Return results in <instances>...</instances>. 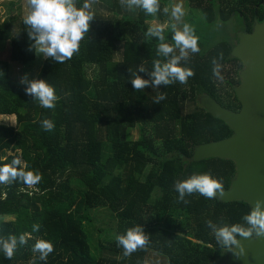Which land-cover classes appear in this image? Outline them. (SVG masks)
<instances>
[{
	"label": "trees",
	"instance_id": "1",
	"mask_svg": "<svg viewBox=\"0 0 264 264\" xmlns=\"http://www.w3.org/2000/svg\"><path fill=\"white\" fill-rule=\"evenodd\" d=\"M107 1L112 16L90 22L79 51L64 63L44 58L34 78L54 87V109L42 108L11 76L12 63L25 70L37 55L28 50L33 41L24 17L14 33L15 21H2L0 13V51L1 42L9 40L8 54L0 57V115L16 118L14 127L0 125V166L20 159V167L42 176L31 188L19 180L0 184V237L23 234L27 240L18 244L10 260L0 251V264H31L34 257L35 264H144L149 251L165 258L166 264H219L228 252L221 251L206 221L243 223L251 207L198 193L186 195L184 203L174 185L208 173L228 190L236 175L231 159L191 160L195 147L233 135L225 122L199 106L198 98L208 96L230 111L240 110L234 88L242 63L231 57L230 34L221 36L234 17L251 22L259 0H185L198 16L177 24L194 29L200 51L190 53L181 65L194 75L185 84L143 91L133 88L128 69L136 72L143 65L151 71L154 60L165 59L157 55L160 41L145 34L151 22L168 23L163 35L165 42L173 43L174 22L163 13L170 2L160 0L161 10L149 15L142 9L128 10L120 0ZM83 3L76 0L78 8ZM220 52L222 79L212 73V59ZM137 74L149 79L146 72ZM158 92L166 99L155 104ZM186 104L191 109L184 112ZM44 119L54 122L52 131L42 128ZM135 129L139 138L133 140L129 132ZM101 208L118 221L115 233L105 238L93 233L91 211ZM181 218L194 230L183 227ZM33 224L40 225L39 231L32 230ZM135 226H142L149 244L126 257L115 237ZM39 239L54 245L46 262L32 251Z\"/></svg>",
	"mask_w": 264,
	"mask_h": 264
},
{
	"label": "clouds",
	"instance_id": "2",
	"mask_svg": "<svg viewBox=\"0 0 264 264\" xmlns=\"http://www.w3.org/2000/svg\"><path fill=\"white\" fill-rule=\"evenodd\" d=\"M97 0H84L82 7H77L76 0H26L29 11L23 18L29 39L33 43L29 46V51H33L37 56L45 59L51 58L55 63H64L70 60L80 49V43L89 33L90 22L95 18L91 11ZM120 4L130 11L142 9L146 14L155 15L161 10L160 0H120ZM164 14H170L174 21H181L184 11L182 5L174 4L169 8H163ZM173 43L165 42L163 35L165 28L163 25L149 27L146 36L155 37L160 41L157 45V55L164 57L163 61L157 59L153 61L151 71L143 65L138 67L136 72L131 68L130 82L136 91H143L147 87L158 90L161 85L167 87L179 82L187 83L188 79L194 75L192 69L184 67L181 62H186L189 54L200 51L198 38L194 34V29L187 23L182 28L177 23H171ZM178 50V54H177ZM223 59V52L218 57L212 59V73L218 78L221 76L220 60ZM138 72H146L149 79H144ZM20 83L25 86L26 95L32 96L38 101L42 108L54 109L57 96L53 86L43 79H29L28 74L20 79ZM166 99V94L158 92L153 103L160 104ZM41 126L45 131H52L55 127L53 121L44 119ZM21 160L14 159L11 164L0 166V184L8 185L17 180L23 182L29 188L37 185L42 176L31 170L20 167ZM178 192V200L184 203L186 195L198 193L206 199H216L224 195V185L221 180L213 178L210 174H193L191 177L178 180L174 185ZM243 223L231 225H217L211 220L206 221V226L211 229L216 243L221 251L231 252L237 259L246 256V250L241 243L244 239H257L264 237V200L257 199L251 205L250 211L242 217ZM40 225L33 224L32 230L39 231ZM117 246L123 249L124 256H130L138 249L145 248L149 244V235L145 234L142 226L128 228L124 234L115 237ZM27 243L22 234L17 238L10 235L7 238L0 237V251L6 259H12L16 248ZM33 253H38L41 261H47V257L54 251V245L46 240L39 239L35 242ZM35 257L31 264H35Z\"/></svg>",
	"mask_w": 264,
	"mask_h": 264
},
{
	"label": "water",
	"instance_id": "3",
	"mask_svg": "<svg viewBox=\"0 0 264 264\" xmlns=\"http://www.w3.org/2000/svg\"><path fill=\"white\" fill-rule=\"evenodd\" d=\"M236 37L231 57L242 63L240 83L234 88L240 111H230L208 96L198 98L199 106L225 122L233 135L195 147L191 160H233L236 175L230 188L216 199L223 203L244 201L251 207L257 199L264 200V19L255 22L251 33L238 32ZM241 243L246 256L237 259L228 252L222 264H264V237L244 239Z\"/></svg>",
	"mask_w": 264,
	"mask_h": 264
},
{
	"label": "rangeland",
	"instance_id": "4",
	"mask_svg": "<svg viewBox=\"0 0 264 264\" xmlns=\"http://www.w3.org/2000/svg\"><path fill=\"white\" fill-rule=\"evenodd\" d=\"M170 5H168L169 8L173 6L174 4L179 3L182 5L184 15L181 19L184 20V17L187 16H198V13L195 10L188 9L187 5L185 4V0H169ZM29 11L28 5L26 3V0L22 1H0V13H1V20L2 21H7V20H14L15 24L11 28L12 32H16L18 28V22L21 18H23ZM91 11L94 14L95 18H110L112 16L111 11H110V4L107 0H97L96 3L93 4ZM179 21V22H181ZM174 23H179L177 21H174ZM200 22V21H199ZM151 27L152 26H157V25H163L164 28H168L169 25L168 23L165 24H160V22L154 21L150 23ZM242 29V22L239 19V17H234L233 19L229 20L225 26H224V31H222V36L226 38L229 34V36L232 37V39H235V35L239 30ZM8 43L9 40H5L3 43L1 42L2 49L0 51V57H6L8 54ZM116 59H119L120 56L116 55ZM43 56H36V59L34 62H32L31 65L26 66L25 70L21 68V66H16L15 63H12L11 65V76L18 82L20 83V79L24 76V74H28L29 79H34L36 78L37 74L40 72L41 67L43 65ZM191 109L190 104L185 105L184 112L187 110ZM16 118L15 116H2L0 115V125L3 126H15ZM129 137L133 140H136L139 138V131L138 129L135 130H130L129 132ZM21 166H23V163L21 162ZM149 170V168L146 169V172ZM92 215V220H93V233L94 236L96 237L97 235H101V237L105 238L106 236H112L116 231L117 227V219L114 218L113 214L105 209H95L91 211ZM12 217H6L4 218L5 220H11ZM180 221L184 223L183 227L186 225L188 228H191L194 230L191 225L185 220L184 218H181ZM102 231L100 234L97 233V231ZM144 264H166L165 258L161 257L159 254L149 251L148 254L146 255V259Z\"/></svg>",
	"mask_w": 264,
	"mask_h": 264
},
{
	"label": "flooded vegetation",
	"instance_id": "5",
	"mask_svg": "<svg viewBox=\"0 0 264 264\" xmlns=\"http://www.w3.org/2000/svg\"><path fill=\"white\" fill-rule=\"evenodd\" d=\"M261 12V13H260ZM261 14V15H260ZM264 19V0H259L258 3L256 4L255 8H254V17L252 19L251 22H246L245 18L241 17V22H242V29L239 30L238 32H244V33H251L252 32V28L255 24V22L257 23H261ZM237 32V33H238ZM236 33V34H237ZM236 34L235 35V39H234V46L233 48L236 46L237 44V37H236ZM232 48V49H233ZM242 68V66H241ZM239 68V70L241 69ZM239 70H238V75H239ZM239 83H240V78H239ZM238 86V85H237ZM236 87V86H235ZM240 111V110H239ZM239 111H234V112H239ZM226 261V258L225 260H221V262L219 264H222Z\"/></svg>",
	"mask_w": 264,
	"mask_h": 264
},
{
	"label": "crops",
	"instance_id": "6",
	"mask_svg": "<svg viewBox=\"0 0 264 264\" xmlns=\"http://www.w3.org/2000/svg\"><path fill=\"white\" fill-rule=\"evenodd\" d=\"M2 116H6V115H2ZM13 116V115H12ZM16 123V122H15ZM10 127H12V126H10Z\"/></svg>",
	"mask_w": 264,
	"mask_h": 264
}]
</instances>
